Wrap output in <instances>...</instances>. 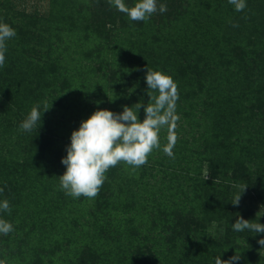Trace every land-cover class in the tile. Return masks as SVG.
Here are the masks:
<instances>
[{"label":"rangeland","instance_id":"1","mask_svg":"<svg viewBox=\"0 0 264 264\" xmlns=\"http://www.w3.org/2000/svg\"><path fill=\"white\" fill-rule=\"evenodd\" d=\"M227 1L157 0L158 5H167V11H157L147 22H137L111 7L108 0H0V22L9 24L16 31V36L6 42L5 65L0 68V188H3L4 175L7 179V172L17 165L19 182L14 187L15 192L11 189L8 193L12 206L21 198L34 194L32 199H46L48 204L49 201L55 202L54 215L68 213L65 204L71 205L72 197L59 189V176L66 170L61 160L67 155L71 133L97 110L122 113L124 106L131 107L130 99L135 97L131 94L135 87L131 76L141 71L139 85L147 88L145 76L149 67L171 75L178 84L176 131L179 138L173 149L175 158L165 155L161 148L149 156L146 165L135 171L124 164L116 166L113 177L109 179V171L106 174L107 190L103 192L102 187L95 199L86 198L85 208L80 204L71 215L78 226L86 223L90 220L87 219L90 218L89 209L96 210L98 199H101L102 216L112 218L113 226L108 228L123 238L121 243L114 235L103 241L110 242L111 251L122 257L126 264L134 260L138 264H215L216 257L228 260L236 254L240 256L237 264H264V247L258 243L264 239V233L236 232L232 228L239 217L264 224V114L261 120L263 132L247 150L231 146L221 134L218 135L217 123L202 120L204 115L191 109L194 95L202 94L211 84L216 89L221 55L218 56V50L207 47L212 41L215 46H222V39L208 41L211 26L204 37L194 39L196 36L189 35L190 29L193 30V24L189 22L193 18L183 16L184 19H176V14L180 15L183 9L184 14L188 10L194 17L208 3L221 6ZM253 1L260 3V0ZM125 3L132 6L135 0H125ZM242 12L235 11L237 15L229 16L236 17ZM164 15L177 21L174 25L166 24L167 30L159 25ZM57 24L61 26L59 32L55 29ZM70 24H76L77 28ZM245 26L248 28L242 29L243 40L253 41L257 24ZM89 30L92 37L86 39ZM130 38L138 43L134 52L137 59H144L147 55L153 60L148 62L144 71L135 69V66H127L128 70L115 66L116 78L106 77L111 67L109 63L113 61L112 48L108 52L107 44L123 41L129 45L125 40ZM260 40L264 41V38ZM99 43L101 58L96 59L94 48ZM224 48H227L226 44ZM126 51H134V47L133 50L125 47ZM99 61H104L108 69H101L103 65L98 64ZM250 63L247 70L254 64L251 58ZM196 68L197 72L201 68L206 76L189 80L194 77L192 71ZM238 71L231 66L230 72L238 74ZM198 75L196 73L197 78ZM114 80L118 84L111 83ZM191 83L198 87L191 98H188L189 94H180L183 85L186 84V89ZM262 85L264 83L260 80L256 89L249 91L242 101L248 114H251V105L247 98ZM221 87L227 91L231 89L230 86ZM144 96L135 103L145 101ZM44 102L51 107L42 115L44 127H41V134L50 142L51 151L42 153L41 147L35 143L40 135L35 133L36 128L27 132L20 130L19 126L34 105L40 104L42 112ZM260 105L257 108L264 111V104ZM141 115L144 114L139 111V118ZM23 134L28 138L25 141L20 140ZM160 142L162 146L166 143V131L161 132ZM213 167L217 178L207 185L205 181H208ZM175 170L177 173L173 178L171 172ZM195 171L201 174L198 181L191 180ZM41 172L45 176L43 185L34 180V177L39 179ZM242 185L247 188L239 205L234 206L231 202ZM254 190L262 194L257 197ZM47 216L44 212L42 219ZM17 219L13 218L14 224L20 222ZM21 224L26 225V222L21 220ZM160 231L173 239L177 252L162 251L151 255ZM4 236L0 234V257L4 256L7 264L14 259L8 254ZM12 242L13 248L17 249V240ZM101 258L104 260L105 257Z\"/></svg>","mask_w":264,"mask_h":264},{"label":"trees","instance_id":"2","mask_svg":"<svg viewBox=\"0 0 264 264\" xmlns=\"http://www.w3.org/2000/svg\"><path fill=\"white\" fill-rule=\"evenodd\" d=\"M247 1L250 3L247 4V7L245 8L246 10H243L242 14L236 17L229 16L235 14V9L234 6L227 1L226 4L223 3L221 6H215L213 3L210 4L207 2L208 4L204 6L205 9L201 13L196 12L194 17L191 16L190 11L188 10L186 12L187 14H184L185 9H183L180 15L176 14V19H184V17L193 18V20L189 22L190 25L193 24V30L190 29L189 35H192L193 37L196 36L194 39L197 38L198 40L199 37H204L210 26L209 37H207L208 41L214 40L215 38L222 39V46L220 45V47H217L215 46L216 43L212 41L207 47V49L211 48L216 52L218 50V56L221 55L219 57L221 64L219 62L217 75L218 84L216 89L213 84H211L210 88L206 87L205 91H202V94L194 95V100L190 102L191 109L202 113L204 115L202 120L217 123L215 127L218 129V135L221 134L225 141L231 143V146H237L242 149L247 148V150H249L254 146V141L258 140L256 138L263 132L261 120L264 111H261V108L257 107L262 106L260 104H264V85H262L254 95H250V97L247 98V101H250L251 110L249 112L251 114L246 112V105L244 106L242 101L249 91L256 89L255 85L259 83L260 80L264 83V41L260 40V38H264V0H260V3L253 0ZM224 5L226 9H224ZM56 13L59 14L60 12L58 11ZM161 19L162 23L159 25L166 30L168 23L174 25L177 22L174 19H168L165 15L162 16ZM239 23L241 25H239ZM255 23L257 24V29H255L254 40L250 41L247 39L244 41L245 34L242 32V29L245 30V28H248L245 26L247 24ZM233 24H238L239 26L233 27ZM70 26H72V24H70ZM258 26H260V29ZM60 27L59 24L55 26L56 32H59ZM72 27L75 29L77 28V25L75 24ZM230 30L233 32L229 33L228 31ZM89 31L90 35H86V39L92 37V32L91 30ZM55 36L56 34L53 35V37ZM125 41H128L129 45H126L123 41H113V44H107V51L109 52L110 47L113 51L111 57L113 61L109 63L111 65L109 71L107 70L108 67L103 64L104 61H101V63L100 61L98 62V64L103 65L101 66V69L105 68V70H107L106 77L112 79L116 78L114 73L115 66H123V70H126L127 66H135V69L140 68L144 71L148 62L153 60V57L147 55H145L144 59H137V54L134 52L137 49L138 43L131 38ZM144 43L145 41H143V44ZM225 44L227 46L226 49L224 48ZM100 46L101 44L99 43L97 48H94V50H96L93 56L96 59L101 58V54L98 53V48ZM125 47L132 50L134 47V51L125 52ZM250 58L251 62L254 64L249 70H247L248 66H251ZM232 65L238 68V74L230 72ZM91 67L92 66H90V68ZM194 73V77H191L192 79L190 78L189 80H199L200 75L206 76L201 71V68H198V72L197 68L193 70L192 74ZM196 73L197 75L199 74L198 78ZM249 73L251 74L250 76ZM141 76V71H137L135 75L131 76L132 82H135V87L131 94L135 97L130 99V106H133L136 104L135 102L140 101L143 95H145V101L144 99L141 101L143 105L146 106L145 103H148L149 101V97L146 94L147 88L143 86L140 87L139 85ZM111 83L118 84L115 80ZM185 85H183V91H181L180 94L186 96L189 94L190 96H188V98H191L193 92L195 93V89L198 88L196 87L197 84L191 83L186 89H184ZM221 86H230L229 88L231 89L227 91L221 89ZM237 88L239 89L238 94H236ZM216 90H218V92ZM257 102H260V104ZM142 108L140 112L144 115L140 116L141 120H143L145 116ZM255 108L258 110L256 111ZM37 126L39 127V125ZM38 127L35 129V133L37 132L38 135H40L36 138L35 143L41 147L40 149L42 153L49 152L51 151L50 142H47V139H44L43 134H41L43 131L41 127H44L43 123L41 122L40 127ZM27 139L28 138L25 137L24 134L20 137L21 141ZM220 140L219 143L225 146V143ZM22 155H25V153ZM212 160L215 161V159ZM250 161H252V159H250ZM212 166H214L213 163ZM13 168L12 171L7 172V179L5 176L6 174L4 175V179H2L3 184L1 185L4 190L0 193V202L7 199L11 207V213L0 212V218L12 223L14 228V231L4 236V239L7 242L5 244L7 245V248H9L8 254L14 259L7 264H126L122 257L115 256L111 251L112 246L110 242L105 243L103 241L104 238L109 240L114 235L113 237L121 243L123 238L120 233H116L108 228L113 226V224H111L112 218H109V216H102L104 213L103 207L100 203V201H102L101 199H98L96 210L89 209L90 218L87 219L90 220L86 221V223H80L81 225L79 226L74 219V215H71V212L74 214L75 208L80 207V204L82 205V208H85L87 201L84 197L79 199L72 198V200H70L71 205L68 203L65 204L68 213L62 214L60 212V215H54L53 208L55 202L52 203L49 201L50 203L48 204L46 199H32V197L35 196L34 194L29 195L26 199L21 198L20 201H17V203L12 206L11 197L8 193L11 189L14 191L15 185L19 182V167L16 165V167ZM7 169L10 168L7 167ZM114 169L115 167L109 170V179L113 177L112 173L114 172ZM33 170L35 169H32V171ZM32 171H30V173ZM176 173V170L171 172L173 178ZM216 174V169L213 167L212 174L210 173L209 178L207 179L208 181H205V183H207V185L212 184L217 178ZM38 177L39 179L34 177V180L39 181L40 184L43 185L45 181L44 173L41 172ZM200 178V172L195 171V176H192L191 180L198 181ZM237 179L238 178L236 177V180ZM107 183H104L102 186L104 187L103 192L107 190ZM219 183L221 184L222 181L220 180ZM37 186H39V184H37ZM253 192L257 197L262 194V192H256V190ZM105 196L106 195H104V197ZM106 199H109V197H106ZM20 209H25V211L21 212ZM55 211H60V209H56ZM44 212L48 215V218L45 220L42 219ZM14 217H17V220L20 222L18 223V221H16L14 224ZM20 219L26 222V225H22ZM115 228L117 227L115 226ZM117 229L118 232H120L119 228ZM163 233L164 231H160L158 238L154 241L156 246L152 248L151 255L163 253L162 251H169L170 253L177 252L175 247L176 243H173V239H169V237ZM10 236H14V238H11ZM131 238L132 237L130 236V239ZM14 240H17V249L13 248L12 241ZM38 243H41L42 245H39ZM18 244L20 246H18ZM101 257H105L104 260H102ZM3 258L5 259L4 256L0 257V259ZM131 264H138V261L134 260Z\"/></svg>","mask_w":264,"mask_h":264},{"label":"clouds","instance_id":"3","mask_svg":"<svg viewBox=\"0 0 264 264\" xmlns=\"http://www.w3.org/2000/svg\"><path fill=\"white\" fill-rule=\"evenodd\" d=\"M111 7L127 15L131 21L147 22L157 11H167L166 4H159L157 0H135L132 6L125 0H108ZM235 11L241 12L246 7V0H228ZM238 27V24H233ZM16 36V31L9 24L0 22V68L6 60V42ZM145 81L147 85L148 103L138 102L133 106H124L122 113H114L107 109L97 110L86 120L82 121L79 129L71 133V143L67 147V155L61 163L66 166L65 172L59 176V189L65 195L74 199L81 197L95 199L107 179V172L120 164L130 167L133 171L148 163L149 156L160 150L170 158L174 157L173 149L178 141V121L176 114L179 90L177 82L160 70L147 67ZM52 104V103H51ZM51 106L43 103L34 105L30 113L20 124V130L31 132L37 125H41L42 115ZM143 107L144 119L138 116ZM38 127V128H39ZM166 131V143L162 146L160 134ZM247 186H240V191L231 202L238 206L242 194ZM3 192V188H0ZM0 212L11 213L9 201L0 202ZM236 232L248 230L253 233H264V224L237 218L232 224ZM14 231L12 223L0 218V234L8 235ZM258 243L264 247V239ZM239 255L228 260L216 257L215 264H237ZM0 264L6 261L0 259Z\"/></svg>","mask_w":264,"mask_h":264}]
</instances>
